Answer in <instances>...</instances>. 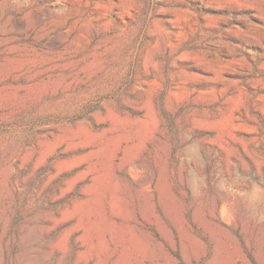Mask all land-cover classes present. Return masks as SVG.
I'll use <instances>...</instances> for the list:
<instances>
[{
    "label": "rangeland",
    "instance_id": "rangeland-1",
    "mask_svg": "<svg viewBox=\"0 0 264 264\" xmlns=\"http://www.w3.org/2000/svg\"><path fill=\"white\" fill-rule=\"evenodd\" d=\"M0 264H264V0H0Z\"/></svg>",
    "mask_w": 264,
    "mask_h": 264
},
{
    "label": "bare ground",
    "instance_id": "bare-ground-1",
    "mask_svg": "<svg viewBox=\"0 0 264 264\" xmlns=\"http://www.w3.org/2000/svg\"><path fill=\"white\" fill-rule=\"evenodd\" d=\"M215 75L217 76V77H221V71L219 70V69H216L215 70ZM211 95H212V93H210Z\"/></svg>",
    "mask_w": 264,
    "mask_h": 264
}]
</instances>
